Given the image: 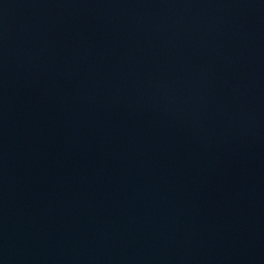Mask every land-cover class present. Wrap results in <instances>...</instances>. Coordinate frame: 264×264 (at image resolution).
Segmentation results:
<instances>
[{
  "label": "water",
  "instance_id": "water-1",
  "mask_svg": "<svg viewBox=\"0 0 264 264\" xmlns=\"http://www.w3.org/2000/svg\"><path fill=\"white\" fill-rule=\"evenodd\" d=\"M0 264H264V0H0Z\"/></svg>",
  "mask_w": 264,
  "mask_h": 264
}]
</instances>
